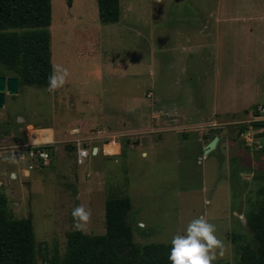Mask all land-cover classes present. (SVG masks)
Instances as JSON below:
<instances>
[{
  "label": "rangeland",
  "instance_id": "rangeland-1",
  "mask_svg": "<svg viewBox=\"0 0 264 264\" xmlns=\"http://www.w3.org/2000/svg\"><path fill=\"white\" fill-rule=\"evenodd\" d=\"M121 6L119 23L102 24L96 0H72L71 6L67 0H51V57L53 66L67 70L64 84L50 92L47 84L20 82L19 94L7 95L0 109V192L10 217L32 220L37 264H43L55 250L64 254L67 235L75 230L105 235L108 213L121 209L109 201L127 199L125 222L137 246L170 244L174 234H182L192 219L203 215L224 248L214 264H240L243 250L256 247L247 217L264 202V150L237 131H249L250 112L260 99L235 115L215 116L207 128L182 131L170 127V121L157 127L155 118L163 122L169 117L154 115L150 127L139 123L141 135L121 139L123 156L118 164L107 163V172L100 166L101 156L81 165L75 159L74 140L98 136V128L81 130L82 135L70 128L94 122L101 114L108 117L111 104L121 111L118 106L124 103L135 108L153 100L161 103L157 111L184 107L193 117L190 125L198 126L201 117L231 108L253 90L257 97L264 91V30L253 17L264 13V0H121ZM245 16L251 17L248 24L256 33L249 38L240 32ZM231 27L236 34L228 43L218 33ZM17 33L24 54H36L43 42L39 32ZM86 40L98 44L87 45L89 54L83 56L80 45ZM18 66L0 64V76H17ZM50 127L67 135L45 146L48 167L36 163L27 173L28 164L19 159L25 155L28 132ZM145 133L156 147L143 143L129 150ZM105 150L118 154L119 146ZM81 206L86 220L73 216Z\"/></svg>",
  "mask_w": 264,
  "mask_h": 264
},
{
  "label": "trees",
  "instance_id": "trees-1",
  "mask_svg": "<svg viewBox=\"0 0 264 264\" xmlns=\"http://www.w3.org/2000/svg\"><path fill=\"white\" fill-rule=\"evenodd\" d=\"M99 19L103 23L120 21L119 0H96ZM69 6L72 0H67ZM51 0H0V64L14 65L20 81L45 85L51 74L50 36ZM32 29L39 32L42 46L36 54H24V45L17 33ZM247 127H240V137ZM264 155V154H263ZM264 190H262V194ZM264 195V194H263ZM120 207L116 215L108 213L105 235H88L75 230L67 235L64 254L55 250L43 264H170L168 252L171 244L134 243L132 228L125 222L130 208L127 199L109 201ZM125 206V208H123ZM256 247H246L240 264H264V202L247 217ZM0 264H37V248L33 222L30 218L10 217L7 198L0 192Z\"/></svg>",
  "mask_w": 264,
  "mask_h": 264
},
{
  "label": "crops",
  "instance_id": "crops-1",
  "mask_svg": "<svg viewBox=\"0 0 264 264\" xmlns=\"http://www.w3.org/2000/svg\"><path fill=\"white\" fill-rule=\"evenodd\" d=\"M119 3H120V10H121V16H120V21H121V18L124 16V13L122 12L123 6H121V0H119ZM129 17H130V15H129ZM129 17H128V19H129ZM253 18L256 19V21H258L259 24H261V29L264 30V13H260L258 16H255ZM229 19L230 18H227V20H229ZM241 19L243 20L245 26L243 25V27H242L243 30H241L240 32L245 34V36H247V37L249 35L256 34V33H253L252 26L250 24H248V19H251V17L245 16V17H241ZM120 21L116 22V24L119 23ZM230 22H232L231 19H230ZM101 23L102 24H114V23H103V22H101ZM225 25H227V24H225ZM232 28L233 27L226 29V30H224V28H222L221 30H224V32H219L218 35L223 36L225 34L226 38L224 37V39H227L226 42L229 43L231 41V37H234L236 34V30L232 29ZM228 31H229L230 35H228ZM250 38H252V36ZM90 44H98V42H88L86 40L85 42L81 43L80 47H83V50H82L83 56H86L89 54V51L87 50L86 46L90 45ZM50 52H51V50H50ZM51 56H52V53H51ZM107 59H109V58H107ZM109 60H111L113 62V58H111ZM52 68H53V63H52V57H51V70H52ZM111 71H113V70H111ZM66 79L68 81V78H66ZM73 93L75 94L74 91H73ZM259 96H260V98H259ZM67 98L68 97L65 96L64 99L67 101ZM147 98H152V92H148ZM64 99L62 98L63 101H64ZM259 99H260V101H262V100L264 101V91H261L260 95H258L256 97L255 90H253L252 95L244 96L240 102H236L233 106H231V108H229L227 110H214L212 114H210L208 117H205V118L204 117L200 118V115H198L197 118H200L199 121L201 122L200 125H198V126H191L190 125V121L193 120V117L189 114V112L186 109H183L184 107L180 108L179 110L176 109V107L173 110H166L164 108L160 109L161 103L159 101L153 100L149 104H147L143 107H135V108H131L130 105L124 103L123 105L118 106V108H121V111H119L117 109V107H114L113 104H111V107H109V109H110L109 113H106V110H104V112L106 114H108L110 117L108 116L105 118L101 114V117L98 120H95L94 122L90 120V121H88L87 124H82V127L70 128V132L76 133L78 135H82L81 130L89 131V130H92V129L94 130V129L98 128V136L97 135L96 136H90L89 134H86L85 137L80 138L81 141L77 140L79 138H76V140H74V141L76 142V144H77V141H80L82 144V147H84L83 142L86 141V143H88V146H86V149L92 153L91 155H89L88 158L101 156L102 165H100V166L105 172H107V170L109 169L107 167V165H108L107 163L118 164V161L123 156V148L121 147V144H120L121 139H124V138L131 139V138H129L130 137L129 135L140 134L141 125L139 123H142L143 126H145L146 128L150 127V125H149L150 120L154 115H158V117L161 115L167 116V118L169 117L168 120L163 121V122H161L160 118L154 119V117H153V119H154L153 125L157 126V127L163 126V124L165 125L168 121H170L172 124L174 123V125L169 123L170 127L175 126V128L182 129V131L186 130V129L193 130L194 128H197V127L198 128H207V127H210V124H212L214 122L215 116L221 117L222 114L225 116L226 115H235V114L241 112L243 109H249L248 107L250 105H252L253 103H258L257 101ZM260 101H259V104H256L253 107L255 108L256 106H264V105L260 104ZM67 103H69V102L67 101ZM158 106H160L159 111H157V109H156ZM130 109H133V111H131V113L129 111ZM134 114H136L137 116ZM112 115H117L118 118L112 117ZM122 115L123 116L127 115L129 118L123 117ZM143 117H146V118H143ZM194 117H196V115ZM151 122H152V120H151ZM47 129L52 131L53 139H52V143L50 146L55 145L56 136L58 138V136L67 135V131L62 133V132H59V131L51 128V127L47 128ZM245 131L243 133H247V130H245ZM152 132H154V130H152ZM165 132H172V131H165ZM161 133H163V132L159 131V133H158L159 134V140H163V136ZM243 133H241V135H240L241 138H242ZM141 137H143V138L138 143H135V144L130 143L128 145V147H129L128 149L129 150H135V149L143 146V143H145L146 145H149L150 147L151 146L156 147V144L152 143V142H154V140L150 139L146 133L142 134V136H139V138H141ZM102 139H109V141H106L105 143L99 141ZM110 145L111 146L118 145L119 146V153L118 154L106 153L105 148L107 146H110ZM18 147L20 148V146H18ZM210 152H212V151H210ZM210 152H208V154ZM25 154H26V152H25ZM142 155L144 156V155H146V153L143 152ZM72 157H73V155H72ZM77 158H78V156H77V146H76L75 159L77 160ZM19 160H21V161L23 160L27 164L29 163V160L27 159V157L25 155L20 156ZM77 165H79L78 162H77ZM111 166H113V165H111ZM27 173H29V172H27ZM102 173L100 172V174H102ZM88 176H90V175H88Z\"/></svg>",
  "mask_w": 264,
  "mask_h": 264
},
{
  "label": "clouds",
  "instance_id": "clouds-1",
  "mask_svg": "<svg viewBox=\"0 0 264 264\" xmlns=\"http://www.w3.org/2000/svg\"><path fill=\"white\" fill-rule=\"evenodd\" d=\"M66 76V69L58 65L53 66L48 76V91L61 87ZM73 216L86 220L88 213L81 206L73 210ZM170 244L168 252L170 264H214L217 255H222L224 250L222 242L215 235V226L203 215L192 219L182 234H174Z\"/></svg>",
  "mask_w": 264,
  "mask_h": 264
},
{
  "label": "built area",
  "instance_id": "built-area-1",
  "mask_svg": "<svg viewBox=\"0 0 264 264\" xmlns=\"http://www.w3.org/2000/svg\"><path fill=\"white\" fill-rule=\"evenodd\" d=\"M250 120L249 125L250 129L242 136H246V141L254 145L253 142L257 144V148L259 150H264V106H256L250 112ZM32 131H40V130H32ZM29 141L26 144V154L25 156L29 160L28 169L26 172H31L34 170L36 163L39 166L47 167L50 165V156L46 151L45 146L51 145L52 141H46L40 144H33L30 142V132H28ZM39 137H43L42 134H38ZM251 139H250V138ZM77 162L79 165L83 164L84 160H87L89 155L92 153L89 152L86 148L82 147L80 141H77ZM253 148V146H250ZM35 164V165H34Z\"/></svg>",
  "mask_w": 264,
  "mask_h": 264
},
{
  "label": "water",
  "instance_id": "water-1",
  "mask_svg": "<svg viewBox=\"0 0 264 264\" xmlns=\"http://www.w3.org/2000/svg\"><path fill=\"white\" fill-rule=\"evenodd\" d=\"M20 82L18 76H0V109L4 108L7 95L10 94L14 96L19 94ZM215 141L207 146L206 153L215 148Z\"/></svg>",
  "mask_w": 264,
  "mask_h": 264
},
{
  "label": "bare ground",
  "instance_id": "bare-ground-1",
  "mask_svg": "<svg viewBox=\"0 0 264 264\" xmlns=\"http://www.w3.org/2000/svg\"><path fill=\"white\" fill-rule=\"evenodd\" d=\"M31 128V127H30ZM38 134H42L43 137H39ZM30 142L33 144H40L46 141H52V131L49 129L40 130V131H30ZM213 147V146H212Z\"/></svg>",
  "mask_w": 264,
  "mask_h": 264
}]
</instances>
